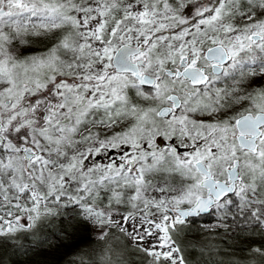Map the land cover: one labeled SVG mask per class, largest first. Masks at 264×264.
Masks as SVG:
<instances>
[{"label": "snow or ice", "instance_id": "6c2138e0", "mask_svg": "<svg viewBox=\"0 0 264 264\" xmlns=\"http://www.w3.org/2000/svg\"><path fill=\"white\" fill-rule=\"evenodd\" d=\"M7 249L264 264V0H0Z\"/></svg>", "mask_w": 264, "mask_h": 264}, {"label": "trees", "instance_id": "16d2710c", "mask_svg": "<svg viewBox=\"0 0 264 264\" xmlns=\"http://www.w3.org/2000/svg\"><path fill=\"white\" fill-rule=\"evenodd\" d=\"M75 256L67 257L66 259H73ZM0 259L4 261V264H13V262L23 261L26 258L19 255H14L12 249H7L6 251H0ZM36 260H44L43 257H35ZM51 260L52 258H47ZM58 264H60V258H56Z\"/></svg>", "mask_w": 264, "mask_h": 264}, {"label": "rangeland", "instance_id": "374dc122", "mask_svg": "<svg viewBox=\"0 0 264 264\" xmlns=\"http://www.w3.org/2000/svg\"><path fill=\"white\" fill-rule=\"evenodd\" d=\"M209 219V224H211V220L210 218H206ZM214 240L219 239V237H213ZM237 244H239V241H236ZM95 246V245H94ZM240 255H243V253H241ZM73 259H77V257H74ZM246 264H256L255 260H251V261H247Z\"/></svg>", "mask_w": 264, "mask_h": 264}]
</instances>
